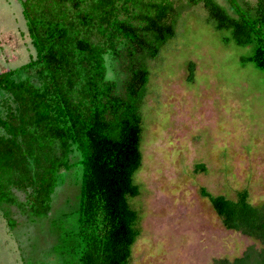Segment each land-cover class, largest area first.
I'll use <instances>...</instances> for the list:
<instances>
[{
    "label": "trees",
    "instance_id": "16d2710c",
    "mask_svg": "<svg viewBox=\"0 0 264 264\" xmlns=\"http://www.w3.org/2000/svg\"><path fill=\"white\" fill-rule=\"evenodd\" d=\"M184 3L200 5L224 43L253 45L242 62L264 69V0H21L35 54L0 72L10 97L0 115V205L29 221L48 217L63 170L80 165L65 264H131L140 229L129 197L140 194L133 176L150 64L174 37ZM188 70L192 80V61ZM200 194L224 228L259 243L209 264H264V202L252 203L245 188L233 198Z\"/></svg>",
    "mask_w": 264,
    "mask_h": 264
},
{
    "label": "rangeland",
    "instance_id": "374dc122",
    "mask_svg": "<svg viewBox=\"0 0 264 264\" xmlns=\"http://www.w3.org/2000/svg\"><path fill=\"white\" fill-rule=\"evenodd\" d=\"M177 23L174 37L150 64L142 163L133 176L140 194L129 197L140 229L131 264H209L239 256L249 245L259 247L222 226L200 187L230 198L245 188L252 203L264 202V69L242 62L253 45L224 43L225 32L208 22L200 5L181 4ZM34 54L21 0H0V72ZM9 102L0 89V115ZM80 176L78 164L63 170L48 217L29 221L0 205V264L71 260L62 242L75 225Z\"/></svg>",
    "mask_w": 264,
    "mask_h": 264
}]
</instances>
